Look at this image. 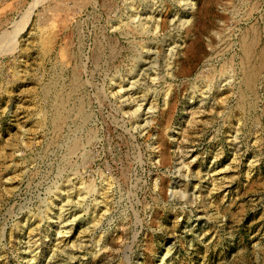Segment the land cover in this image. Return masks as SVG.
I'll return each instance as SVG.
<instances>
[{"label": "rangeland", "instance_id": "rangeland-1", "mask_svg": "<svg viewBox=\"0 0 264 264\" xmlns=\"http://www.w3.org/2000/svg\"><path fill=\"white\" fill-rule=\"evenodd\" d=\"M132 1L0 0V264H264V0Z\"/></svg>", "mask_w": 264, "mask_h": 264}, {"label": "bare ground", "instance_id": "bare-ground-1", "mask_svg": "<svg viewBox=\"0 0 264 264\" xmlns=\"http://www.w3.org/2000/svg\"><path fill=\"white\" fill-rule=\"evenodd\" d=\"M131 1V3H133L132 0H129V2ZM181 1V0H180ZM132 5V4H131ZM132 7V6H130ZM131 19H127V22L124 23V26H126V28H130L132 29L134 33H137V34H142L144 31V24H145V21L143 23V21L140 19V17L134 13L131 14ZM138 16V17H137ZM146 20V19H145ZM134 24H137L136 26ZM186 24V23H184ZM122 26V25H121ZM158 28V25L155 26V30ZM131 31V30H130ZM239 45H240V51L243 55V58L248 61H251L253 64L251 65H248V67H245L242 69V75H241V85L243 87H245L246 89L250 90V91H254L255 87H256V82H257V79H258V55L256 57V59L254 60V62L252 61L255 57V48H256V45H257V37L256 36H252V38H249V39H245L244 37L241 38V42H239ZM50 46V45H49ZM262 56V55H261ZM263 58V57H262ZM97 61V59H96ZM246 62V64H247ZM243 63V62H242ZM261 64V63H260ZM262 65V64H261ZM243 66H246L243 64ZM262 67V66H261ZM261 72V70H260ZM234 73V72H233ZM232 73V74H233ZM260 74V73H259ZM228 80H229V86L232 87V84L230 83L231 81H234V77L233 76H230L228 77ZM235 85V84H234ZM233 85V86H234ZM45 97V96H44ZM59 99V98H58ZM60 100V99H59ZM58 106L61 108V102L58 104ZM57 106V108H58ZM139 106H142V105H139ZM60 113L59 111L57 110V113H56V121H60ZM55 122V123H57ZM54 123V124H55ZM98 204V203H97ZM99 205V204H98ZM62 217V216H61ZM60 218V213L58 214V219ZM61 219V218H60ZM64 219V218H63ZM61 221V220H60ZM58 234H61L60 232H58ZM99 249H97V253H99Z\"/></svg>", "mask_w": 264, "mask_h": 264}]
</instances>
